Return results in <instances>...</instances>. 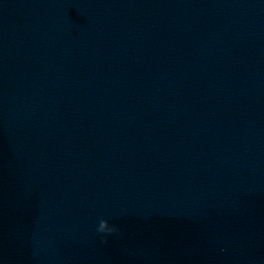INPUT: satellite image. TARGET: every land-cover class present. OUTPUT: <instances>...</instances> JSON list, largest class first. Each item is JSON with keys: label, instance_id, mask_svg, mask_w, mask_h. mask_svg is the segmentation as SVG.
I'll return each mask as SVG.
<instances>
[{"label": "water", "instance_id": "1", "mask_svg": "<svg viewBox=\"0 0 264 264\" xmlns=\"http://www.w3.org/2000/svg\"><path fill=\"white\" fill-rule=\"evenodd\" d=\"M0 264H264V0H0Z\"/></svg>", "mask_w": 264, "mask_h": 264}]
</instances>
